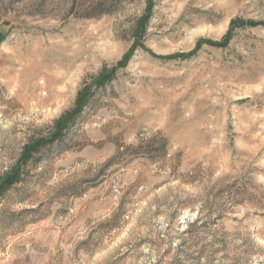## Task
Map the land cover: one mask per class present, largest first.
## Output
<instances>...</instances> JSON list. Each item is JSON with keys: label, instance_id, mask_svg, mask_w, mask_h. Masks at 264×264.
Returning <instances> with one entry per match:
<instances>
[{"label": "rangeland", "instance_id": "rangeland-1", "mask_svg": "<svg viewBox=\"0 0 264 264\" xmlns=\"http://www.w3.org/2000/svg\"><path fill=\"white\" fill-rule=\"evenodd\" d=\"M148 2L0 0V179L92 98L0 197V264H264V0H153L136 42Z\"/></svg>", "mask_w": 264, "mask_h": 264}, {"label": "trees", "instance_id": "trees-1", "mask_svg": "<svg viewBox=\"0 0 264 264\" xmlns=\"http://www.w3.org/2000/svg\"><path fill=\"white\" fill-rule=\"evenodd\" d=\"M153 8H154V2L153 0H149L144 15L140 18V20L137 23V27L135 30V36H134V39L136 42L141 40L146 35L148 25L152 17ZM208 43L212 44V42H208ZM216 45H219V44H216ZM129 57H130V54H128L125 57V59ZM175 57L182 58L183 56L176 55ZM164 59H170V58H164ZM107 77L108 76H106V74L102 72V75L97 80V84H98L97 86L98 87L105 86L108 80ZM87 99H88V95L83 93L81 94L79 100L86 101ZM91 100L92 98L88 99L86 102L87 104H85L84 106L86 107V105H88V103H90ZM78 105H80V103ZM85 107H83V104H82L81 106L77 107V109L64 114L62 118L58 120L57 123L55 124L53 133L51 134L50 137L46 139H40V140L34 141L25 147L24 152L21 158L19 159L18 163L16 164L14 170L11 173L5 175L4 178L0 179V197L4 194V192L9 190L15 184H18L22 181V175H21L22 167L26 165L34 157V154L38 153L46 145H52L64 137L66 133L65 129L69 126V124L71 125L74 122L76 123L77 120H76L75 115L77 113L79 114L81 112L83 113ZM161 143H162L163 155L166 156L168 141L165 137H162Z\"/></svg>", "mask_w": 264, "mask_h": 264}]
</instances>
